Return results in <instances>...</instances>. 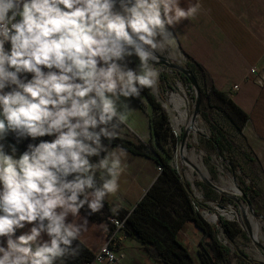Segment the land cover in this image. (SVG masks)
I'll use <instances>...</instances> for the list:
<instances>
[{
    "label": "clouds",
    "instance_id": "obj_1",
    "mask_svg": "<svg viewBox=\"0 0 264 264\" xmlns=\"http://www.w3.org/2000/svg\"><path fill=\"white\" fill-rule=\"evenodd\" d=\"M180 2L0 0V141L8 133L53 137L29 143L18 158L0 143V264H64L79 254L73 242L87 222L77 223L79 210L98 212L125 167L124 150L102 139L126 121L127 98L156 83L151 61L159 37L171 35L166 26L199 10ZM133 55L135 70L123 64ZM114 260L107 253V264Z\"/></svg>",
    "mask_w": 264,
    "mask_h": 264
},
{
    "label": "crops",
    "instance_id": "obj_2",
    "mask_svg": "<svg viewBox=\"0 0 264 264\" xmlns=\"http://www.w3.org/2000/svg\"><path fill=\"white\" fill-rule=\"evenodd\" d=\"M197 2L199 10L195 16L174 26H166V30L171 33L178 52L183 55L184 65L202 68L206 82L225 94L230 91V96L226 95L246 112L248 155L259 167L257 186L261 196H264V80L261 85L253 81L258 71L264 69V0H181L180 7L187 8ZM8 47L6 44L5 48ZM134 62L135 66L129 64V56L123 60V64L133 70L138 65L137 61ZM251 67L256 70L253 75L249 73ZM21 75L31 77L30 73ZM234 85L237 87L232 90ZM125 102L129 110L126 121L117 129L118 140L114 144L102 142L109 149L119 147L126 153L118 190L106 196L103 207L95 212L102 218L92 220L79 210L77 223L87 221L81 225L80 240L73 242V246L79 245L80 252L75 257L66 258L64 264H81L82 259L91 256L104 242L110 229L111 216L107 212L115 213L117 217L128 213L156 180L158 172L153 154L140 153L130 144L146 142L151 137L150 120L155 112L141 94L136 98H127ZM24 139L34 140L30 137L17 138L13 133H8L0 143L8 154L14 147L18 158L22 154L19 146ZM96 159L92 157L90 162ZM71 220L69 215L66 222ZM32 224L26 223L23 229L15 230L13 238L27 232ZM116 235L120 243L115 250L123 256L114 264H162L148 254L137 238L122 232ZM178 237L193 252L198 249L200 241H207L203 232L190 221L185 222ZM4 239L0 237V244ZM41 239L47 240L48 237L42 233Z\"/></svg>",
    "mask_w": 264,
    "mask_h": 264
},
{
    "label": "trees",
    "instance_id": "obj_3",
    "mask_svg": "<svg viewBox=\"0 0 264 264\" xmlns=\"http://www.w3.org/2000/svg\"><path fill=\"white\" fill-rule=\"evenodd\" d=\"M186 66L192 71L196 80L199 79L203 83L210 84L212 94L223 104V112L230 122L238 121L241 125L246 123V112L224 92L206 82V75L202 68L197 65ZM177 75L180 80L189 84L182 74L177 73ZM159 76L160 82L166 86L170 84L167 72L161 71ZM199 89L200 108L204 111L208 109L209 94L204 89ZM140 94L145 97L155 112V116L150 120L151 137L146 142H132L130 144L140 153H152L155 163L160 164L162 169L158 172L156 180L128 213L120 217L110 211L107 214L114 218L117 217L118 220L123 219V232L130 237L137 238L144 245L148 254L162 264H233V257L245 258V256L239 255L237 251H233L231 254L230 249L218 239L219 230H223L229 237L237 234L238 231L234 228L232 221L219 218L216 224H211L195 210L194 206L198 203L189 188V184L162 153L169 136L167 112L155 96L150 93L149 88H142ZM211 128V136L207 140L208 144L216 150L226 152L224 159L230 168L240 169L231 153L232 147L241 151L249 166L254 167L252 158L239 147L233 145L224 130L216 125H212ZM42 140L49 141L50 136L45 135L34 140L24 139L19 149L23 153L27 150L29 143L35 145ZM116 140L118 137L115 136L111 140L102 139V142L114 144ZM204 187L209 189L206 185ZM243 192L251 203L261 195L255 182L251 179L244 186ZM222 198L226 199L223 196ZM80 211L92 220L102 218L99 214L91 212L86 205ZM186 221L192 222L207 239L206 243L200 241L196 252L182 244L178 237V232L183 228ZM93 255L94 252L91 256L82 259L81 263L92 258Z\"/></svg>",
    "mask_w": 264,
    "mask_h": 264
},
{
    "label": "rangeland",
    "instance_id": "obj_4",
    "mask_svg": "<svg viewBox=\"0 0 264 264\" xmlns=\"http://www.w3.org/2000/svg\"><path fill=\"white\" fill-rule=\"evenodd\" d=\"M116 10H119L118 4ZM159 41L158 47L155 50L157 53L184 65V57L178 52L168 33H164L159 37ZM129 61H131L129 63L131 66L133 64L135 66L134 61L139 63L138 58L134 55L129 56ZM153 67L158 72V78L156 83L149 88V91L162 104L168 115L169 136L168 141L164 145L165 150L162 152L164 157L182 175L183 179L189 182L192 187V194L198 203L194 208L208 223L216 224L219 218L232 221L234 228L238 231L237 234L229 237L223 230H219L217 236L219 241L230 249L231 254L233 251H239L245 255V258L233 257V264H264V196L260 195L254 202H250L253 213L247 208L245 202L240 197V193L250 179L255 182L256 186L258 185L259 167L255 164L254 167L249 166L241 151L232 147L231 153L240 169L230 168L224 159L226 152L219 151L218 153L216 149L209 146L207 141L211 136L212 125H216L226 132L233 145L239 147L248 155L250 148L245 124L241 125L238 121L234 123L230 122L223 112V104L212 94L210 84L203 83L199 79L196 80L199 88L204 89L209 94L208 109L202 111L199 107L195 118V128L197 131L190 129L188 132L186 139L187 156L185 158L207 170L212 180L210 181L221 188L223 192L212 188L207 190L204 187L205 184L200 180L198 172L185 164L178 155L181 133L188 124V120H190L194 104V92L189 87V84L180 80L175 71H171L162 65ZM161 71H165L169 75L170 84L168 86L160 82L159 72ZM226 92L230 96V91ZM175 93L183 98V104L179 107V110L184 112L183 119L174 109L175 104L171 101V97ZM232 183L236 185L237 191L235 192L237 193L232 190ZM222 196L226 199H223ZM232 197L236 198L237 201L232 199ZM241 209L245 211L252 236L247 231ZM214 215L216 216V220H214ZM254 223L258 225V238H253Z\"/></svg>",
    "mask_w": 264,
    "mask_h": 264
},
{
    "label": "water",
    "instance_id": "obj_5",
    "mask_svg": "<svg viewBox=\"0 0 264 264\" xmlns=\"http://www.w3.org/2000/svg\"><path fill=\"white\" fill-rule=\"evenodd\" d=\"M149 51H152V50L150 49ZM153 56L155 58H157L156 61H151L153 66L162 65L171 71H175L178 74H182L187 79L191 89L194 92V97H193L194 104H193L192 112L190 115V120H189L188 124L184 127V129L181 133V137H180V141H179V145H178V155H179L180 159L183 161V156H182L181 152L186 145V139H187L188 132L190 129L193 131H195V130L197 131V129L195 128V118L198 114L199 107H200V89H199L198 83H197L196 78L194 77L192 71L186 65L180 64L177 61H173L172 59H170L164 55H161V54L157 53L156 51H154ZM263 80H264V69H260L258 71V73L254 76L253 81L256 84L261 85ZM217 151L219 153V150H217ZM200 180L209 188L215 189L219 192H223V190L221 188L217 187L215 184H213L211 181L207 180L206 178L200 176ZM187 183L189 184V182H187ZM189 188H190V190L192 189L190 184H189ZM235 189H236V185H235ZM240 197L245 202L247 208L253 213V211L251 209V203H250L247 195L243 191L240 193ZM232 199L237 201V199L234 197H232ZM208 213H209V211H208ZM241 214H242L244 222L246 224L247 231H248V233H250V229H249V227L245 221V218H244L245 212L243 209H241ZM214 217H215L214 220H216L215 215H214ZM237 252L239 255L245 256L243 253H241L239 251H237Z\"/></svg>",
    "mask_w": 264,
    "mask_h": 264
},
{
    "label": "built area",
    "instance_id": "obj_6",
    "mask_svg": "<svg viewBox=\"0 0 264 264\" xmlns=\"http://www.w3.org/2000/svg\"><path fill=\"white\" fill-rule=\"evenodd\" d=\"M43 67V66H42ZM46 70V69H45ZM256 72L254 67H251L249 69L250 74H254ZM237 85H234L232 87V90H235ZM156 171L160 172L162 169V166L160 164H156ZM109 225L110 229L108 230L107 236L105 237L104 242L97 248V250L94 251V255L92 258L84 260L81 264H100V261L97 259L98 256H103L105 264H107V253H112L115 255L116 260L112 262V264L118 262L119 258H122V253H116V248L118 244L120 243V239L117 237V232H123V219L118 220L114 217L109 218ZM106 246V253L101 252V248Z\"/></svg>",
    "mask_w": 264,
    "mask_h": 264
},
{
    "label": "bare ground",
    "instance_id": "obj_7",
    "mask_svg": "<svg viewBox=\"0 0 264 264\" xmlns=\"http://www.w3.org/2000/svg\"><path fill=\"white\" fill-rule=\"evenodd\" d=\"M157 60V58H155L154 56L152 57V61H156ZM171 101H173L174 102V109L177 111V113L182 117L183 115H184V112L183 111H181V110H179V107H180V105L181 104H183V98L179 95V94H173L172 95V97H171ZM184 117H182V119H183ZM189 121V120H188ZM187 124V123H186ZM196 131V130H195ZM181 154H182V156H183V162L185 163V164H187L191 169H193L194 171H197L198 172V175H199V177L200 176H202V177H204V178H206L207 180H211L210 179V177H209V174H208V172H207V170H205V169H203L199 164H197V163H192V162H190V161H188V159H186L185 157L187 156L186 155V145H185V147L183 148V150H182V152H181ZM212 181V180H211ZM233 184V183H232ZM224 185V184H223ZM232 186V190L235 192V191H237L236 189H235V185L233 184V185H231ZM225 188V187H224ZM235 193H237V192H235ZM245 212V211H244ZM228 216H230L229 214H227ZM247 217H248V214H247ZM245 218V221H246V223H247V219H246V216L244 217ZM247 225H248V223H247ZM259 230H258V225H257V223H254V231H253V238H258L257 237V232H258ZM262 234V233H261ZM250 235L252 236V233H250Z\"/></svg>",
    "mask_w": 264,
    "mask_h": 264
}]
</instances>
